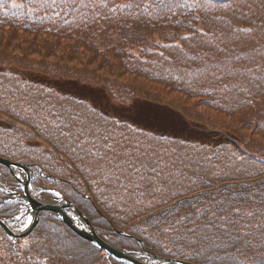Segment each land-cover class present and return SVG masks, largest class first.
I'll return each instance as SVG.
<instances>
[{"label":"trees","instance_id":"1","mask_svg":"<svg viewBox=\"0 0 264 264\" xmlns=\"http://www.w3.org/2000/svg\"><path fill=\"white\" fill-rule=\"evenodd\" d=\"M52 77L174 122L139 128ZM0 155L141 260L264 264V0H0ZM0 183L20 190L1 164ZM24 209L0 189L1 217ZM0 264L124 263L43 211L24 239L0 227Z\"/></svg>","mask_w":264,"mask_h":264},{"label":"rangeland","instance_id":"2","mask_svg":"<svg viewBox=\"0 0 264 264\" xmlns=\"http://www.w3.org/2000/svg\"><path fill=\"white\" fill-rule=\"evenodd\" d=\"M86 69V68H85ZM25 74L30 75L34 79L41 78V74L37 72H26ZM59 82V87L61 92L73 90L80 95L89 96L88 99L92 100L90 102L94 107L100 110L104 115L113 116L119 120L127 121L129 123H135L139 121L141 124L137 127L151 131L153 133L162 134L165 128L171 125L173 120H170L164 111L161 109L160 113L154 115L152 112L155 105L144 102L142 100L133 98L127 101H119L117 98H114L104 91V87L101 85H96L92 83H87L79 79L72 78H50V83ZM143 87V86H139ZM104 88V89H103ZM79 94H76L77 97ZM109 95V96H108ZM123 103V104H122ZM135 120V121H134ZM136 125V124H133ZM192 128L189 126L182 133V136L190 135ZM172 134V130L169 131ZM167 133V134H169ZM148 154V153H147ZM156 154V152L154 153ZM169 157L163 154L162 158V167H158L157 170L159 173H162L164 168H170L168 164ZM157 159L152 160V164L156 165ZM163 168V169H162ZM150 176V173H149ZM151 180V176H150ZM149 180V181H150ZM163 181L162 179H160ZM164 182V181H163ZM36 190H34V195H39ZM159 264V263H158Z\"/></svg>","mask_w":264,"mask_h":264},{"label":"water","instance_id":"3","mask_svg":"<svg viewBox=\"0 0 264 264\" xmlns=\"http://www.w3.org/2000/svg\"><path fill=\"white\" fill-rule=\"evenodd\" d=\"M0 163L7 166L12 172H14V169H21L26 173V180L22 182L25 190L24 198L30 203L31 208L34 210V218L29 226V228L22 233H18L11 229L1 218H0V225L5 229V231L10 235L14 237H23L28 235L33 228L36 226V224L39 221V212L41 210H50L59 215V217L75 232L80 234L81 236L87 238L94 244H96L101 249L106 250L109 254L114 256L115 258L124 261L129 264H147L143 263L140 260L130 256L127 252L120 251L114 247H112L109 243L104 241L95 231L93 225L89 221V219L76 207V205L71 202L70 200H65V203L62 204L61 201H63L64 198L56 199L55 202L52 203H44L40 202L39 200L35 199L29 192V185L32 180V174L30 169L21 163L12 162L6 158L0 157ZM64 209H73L76 216L72 218ZM163 260L167 263H179V264H192L189 262L184 261H178V260Z\"/></svg>","mask_w":264,"mask_h":264}]
</instances>
